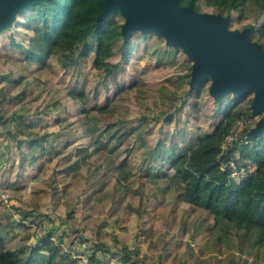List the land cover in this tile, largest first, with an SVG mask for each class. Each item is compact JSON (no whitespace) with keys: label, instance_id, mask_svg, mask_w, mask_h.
I'll use <instances>...</instances> for the list:
<instances>
[{"label":"trees","instance_id":"16d2710c","mask_svg":"<svg viewBox=\"0 0 264 264\" xmlns=\"http://www.w3.org/2000/svg\"><path fill=\"white\" fill-rule=\"evenodd\" d=\"M178 1L201 13L230 15L232 30L238 23L241 30L253 26L252 40L264 47V0ZM105 7L104 0H42L18 14L12 26L0 30V84L9 88L0 95L5 148H16L20 163L28 161L37 167L29 164L33 183L25 202L13 205L19 221L9 220L11 213L0 194V242L22 227L8 242L10 247L0 248V264H83L72 253L82 247L89 262L113 264L104 259L124 241L131 218L137 219L138 232L127 234L137 242L123 249L122 264H141L137 255L141 242L166 221L180 237L165 233L166 254L159 256V264H242L233 251L227 254L228 261L212 263L202 248V256L195 254L186 239L193 236L195 245L213 243L215 250H223L225 243L231 250L239 238L252 236L251 251L264 250V133L252 137L247 128L238 142L222 148L236 122L251 111L252 100L248 106L242 104L250 93L224 107L210 93L200 101L210 90L211 79L191 88L193 61L182 48L140 30L125 38V18L119 11L98 19ZM30 74L42 84L41 91L25 83ZM62 91L86 127L73 138L61 131L64 119L55 117L51 124L47 117L48 97ZM123 94L128 110L114 116L110 107ZM154 109L161 114L150 119L145 112ZM93 113H100L105 124L91 123ZM102 136L106 139L99 147ZM132 142H139V149L146 147L142 176L156 179L152 186L165 194L170 200L167 204L158 201L147 181L143 194L116 195L117 190L127 188L121 175L133 164ZM122 145L125 157L119 160ZM104 152L96 166L92 160L99 161ZM5 159L0 155V193L23 190L27 181L18 184L14 167L4 165ZM49 161L53 164L46 166ZM241 168L246 169L245 175L232 176ZM107 174L111 178L99 182ZM159 181L166 186L160 187ZM114 188L116 199L110 196ZM192 209L207 213L209 223L202 220L188 228L183 215ZM111 222L118 229L112 231ZM56 223L67 230L56 234L60 227ZM38 228L43 232L38 234Z\"/></svg>","mask_w":264,"mask_h":264},{"label":"water","instance_id":"95a60500","mask_svg":"<svg viewBox=\"0 0 264 264\" xmlns=\"http://www.w3.org/2000/svg\"><path fill=\"white\" fill-rule=\"evenodd\" d=\"M42 0H0V30L12 26L18 14ZM98 19L119 11L125 18L122 33H156L166 44L180 47L193 61L191 88L211 79L209 93L216 100L233 94H253L251 112L261 115L248 133H264V47L252 40L254 27L229 28L231 16L209 14L180 5L178 0H104Z\"/></svg>","mask_w":264,"mask_h":264},{"label":"rangeland","instance_id":"374dc122","mask_svg":"<svg viewBox=\"0 0 264 264\" xmlns=\"http://www.w3.org/2000/svg\"><path fill=\"white\" fill-rule=\"evenodd\" d=\"M119 20L121 22H123V18H119ZM233 29H242V25L240 23L236 24V26ZM167 70H163V72H166ZM36 75H40L39 72H36ZM36 75L35 74H30L27 76V78L25 79V83L29 84L32 83L31 85H35L36 90L37 91H41L42 90V84L36 80ZM67 81V80H66ZM140 84H144V81L141 79L140 80ZM58 87L60 88L61 85H58ZM9 88L7 86H5L4 84H0V95L2 96L3 93H5ZM56 97H52L51 95L48 97V101H49V112H48V119L50 121V123L52 124L54 122L55 117H58V120H62V128L61 131L64 133V136L66 138L70 137L73 138L74 136H78L82 131H86V127L83 126V122H80L77 120V118H80L79 115H75V111H74V107L71 105V103H69L66 98L63 96L64 92H60V93H56L55 94ZM126 96V94H123L122 97L116 101L115 103H113L110 107L111 111L113 112L114 116H117L120 112H125L127 111V106H125V104L123 103V98ZM61 97V98H60ZM209 97V91L206 92L201 98L200 101H204ZM238 98L237 96H227L225 97L222 101H221V105L224 107L227 104H230L234 99ZM253 99V94L250 93L248 95V100L247 103L246 102H242L243 106H248L249 101ZM89 101L93 100L92 95H90L88 97ZM176 103H179V99L175 100ZM162 104V101L160 100V105ZM160 109H154V110H147L145 113L146 115L150 118L153 119V117L155 115L159 116L161 113H159ZM251 113V111H249ZM245 113H248L245 111ZM251 115V114H250ZM257 118L254 120L253 119V126H255V124L257 123V121L261 118V115H256ZM249 117V116H248ZM89 121H91V123H95V124H105L102 123L101 121V115L100 113H93L90 118ZM65 122V123H64ZM252 126V127H253ZM82 130V131H81ZM52 134H50L48 136V139L50 140L52 138ZM107 136V134H106ZM65 138V139H66ZM185 138V140H187L188 137H183ZM106 139V137L102 136L100 140H98L99 143V147H101V145H103V141ZM131 141H132V137H131ZM6 145H7V137H6V127L0 125V155L1 158H6L4 161V165H11L14 167V171H13V176L14 178L17 180L18 184H24L25 185V181H27V186L23 189V190H14L12 189L11 191H5L3 193H0L2 198L5 200V203H7L8 205V209L7 211H10V216L8 217L9 220H13V221H19V216L16 213V211L14 210V206L13 205H20V203H22V201L25 202L26 198L28 197L29 194V188H31L32 186V181L29 178V174L28 172L29 170V162L28 161H24L23 163L19 162L18 159V155H17V150L16 148H13L9 151L6 150ZM97 145V144H96ZM132 148H133V156H131L132 160H133V164L129 163L127 165L126 170L128 172H126V174H122L121 175V179H122V184L125 185L127 188H122L121 190H117L116 191V195L118 197H120L121 195L125 194L126 192H132L134 194H143L144 192V183L147 181L150 183V185L152 186V183L156 182V179H154V177L152 178V176L150 178H144L143 172L144 167L146 166V162H142L141 160L147 156V151H146V147L139 149V142H132ZM76 145L70 147L66 152L72 150L75 148ZM125 149V145L120 146L119 148V153H121V151H123ZM3 151H7L6 153H3ZM107 153L104 152L101 157L99 158V161L97 162L96 160H92L93 163L98 166V163L102 162L104 155H106ZM122 156L119 157V160H122L123 157H125V155L123 153H121ZM115 155V154H114ZM129 158V157H128ZM53 163L46 162V166L52 165ZM31 167H33L34 169H36L37 167L35 165L30 164ZM133 166V168H132ZM102 167V166H101ZM84 169L87 170L89 169L88 165L84 166ZM103 169V168H102ZM46 170L44 169L45 173L43 172L42 175L39 177L40 179H43L46 176ZM128 174V175H127ZM131 175V178H130ZM50 176V175H49ZM25 178V179H24ZM110 174L105 175L99 182H104V181H108L110 179ZM24 179V180H23ZM133 181V182H130ZM98 181V180H97ZM165 182H158V185L160 187H164L166 185H164ZM154 187V186H152ZM155 190V192H157V198L158 201L161 204H167L170 200L168 198H166L165 194L162 193V191H159L158 188L154 187L153 188ZM111 190V189H110ZM109 190V191H110ZM115 194V188L113 191L110 192V196L113 199H116L118 197L114 196ZM114 202V205L116 204L114 200H112ZM23 202V204H24ZM112 211L113 208L110 209L109 213L106 215L108 220L111 219L112 216ZM105 212V211H103ZM191 215V217H190ZM183 220L187 221V226L188 228H191L192 225L197 224L198 222L205 220L206 223H209L210 221V217L208 216L207 213L203 212V211H199L197 209H192L190 212H187L183 215ZM57 222H59L60 220L56 219ZM58 224V223H56ZM34 225V224H32ZM60 226V227H59ZM0 227H2V224H0ZM58 231H56V234H60L63 231H66L67 228L64 225H59L58 224ZM112 231H114V229H118V227L114 226L113 222H111V226ZM22 227H17L14 232L12 234H10L6 239H4L3 241L0 242V248L3 247L5 248L6 245L8 244V242L10 240H12L14 238V236L21 231ZM40 232H43V229L38 228L37 233L40 234ZM135 232H138V227H137V219L131 218L129 221V225H128V232L123 233V237H124V241L119 244L117 246L114 252H111L110 254L106 255V259H104V262L106 263V261L108 260H112L113 264H122L123 263V259H122V255H124L125 251L123 249H130V247L132 246L133 243H135V241L137 242V239H133L130 238L129 235L127 233L130 234H134ZM174 233L173 235L176 237H180V235L176 232V230H174L172 228V224L169 221H166L163 225V227L159 230H153L150 234H152V236L149 237H145L146 241H142L141 242V250L139 251V254H137L139 256V261L141 264H159L160 263V258L159 256L163 253V256L166 254V252L163 249V237L165 235V233ZM252 236H245L239 238V240H237V242L233 243L231 245V250L225 246V243L223 244V250H215L214 244L213 243H208L206 242L201 243L199 245H195L192 241H193V236H190L186 239V241H188L189 243H192V245L194 246V253L198 254L200 256H202V253L200 252V248H202L205 256H211L212 257V263L214 262H221L224 263L226 261H228V257L227 254L231 253L232 251L234 253L237 254V257L239 256L241 258V262L242 264H264V250L260 253L256 252H252L251 251V242H252ZM149 241L152 243V245L149 244ZM18 245V244H17ZM17 245H14L13 247H16ZM169 247L172 246V242L170 241L168 243ZM7 247H10L7 245ZM115 248V247H114ZM70 250V249H69ZM84 247L78 249L75 254L77 255L80 251H83ZM72 251V250H70ZM162 256V257H163ZM162 264H177L176 261H170L169 263H166L165 261L161 262Z\"/></svg>","mask_w":264,"mask_h":264},{"label":"built area","instance_id":"2783aa9c","mask_svg":"<svg viewBox=\"0 0 264 264\" xmlns=\"http://www.w3.org/2000/svg\"><path fill=\"white\" fill-rule=\"evenodd\" d=\"M256 118H257V116L252 114V112L251 113L250 112L245 113L244 117L242 119L238 120L236 122V124L234 125V127L231 129L230 133L228 134V136L225 139V142L222 145V148L225 150V149L231 147L235 142H238V139L243 136L242 134L244 133V131L247 128H252L253 119L255 120ZM231 166L233 168H235L234 162L231 163ZM237 173H239L241 175H245L246 169L245 168H241L240 171H234L232 173V176L236 175ZM51 239L56 241V242H58V239L55 236H53ZM76 248H80V247L76 246ZM72 253H73V257L81 260V262L83 264H97V263L89 262V260L87 259L86 254H84L81 251L77 255L75 254L76 252H72Z\"/></svg>","mask_w":264,"mask_h":264}]
</instances>
